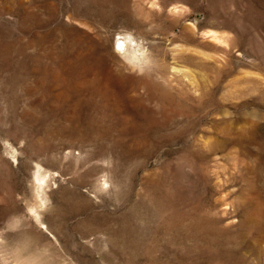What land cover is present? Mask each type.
<instances>
[{
	"label": "rangeland",
	"instance_id": "374dc122",
	"mask_svg": "<svg viewBox=\"0 0 264 264\" xmlns=\"http://www.w3.org/2000/svg\"><path fill=\"white\" fill-rule=\"evenodd\" d=\"M0 264H264V0H0Z\"/></svg>",
	"mask_w": 264,
	"mask_h": 264
},
{
	"label": "bare ground",
	"instance_id": "6f19581e",
	"mask_svg": "<svg viewBox=\"0 0 264 264\" xmlns=\"http://www.w3.org/2000/svg\"><path fill=\"white\" fill-rule=\"evenodd\" d=\"M119 43L122 46L123 50H124V54L128 55V56H132L133 57H137L139 52H138V48H136V46L140 45L139 42H137V40H135V38L131 35H126L124 37L119 38ZM131 48H133V50L131 51ZM121 51V50H120ZM141 54V53H140ZM158 67L161 69L162 64H158ZM159 70V69H158ZM162 70V69H161ZM141 81V85L146 88L149 92H151L152 94H156V90L160 89V84L158 83L156 77H154V75H150L149 77H142L140 78ZM169 80V79H168ZM140 85V86H141ZM146 91V90H145ZM148 92V93H149ZM169 92V89L166 88V90L164 89L163 94L165 95V93L167 94ZM164 95L162 97H164ZM167 96V95H166ZM172 99V101L176 98L174 97H169ZM174 98V99H173ZM162 99V98H161ZM169 100V99H168ZM164 101V98L161 102ZM175 102V101H174ZM176 103V102H175ZM208 231H210V228L208 227ZM212 236H214V240H211L210 242L214 241V248H216L219 252L223 251V249H225L226 251V243L224 242V238H220L216 236V231L214 233V229H212ZM235 254V253H234ZM233 256V260H236L235 255H233L231 252H229V256Z\"/></svg>",
	"mask_w": 264,
	"mask_h": 264
}]
</instances>
